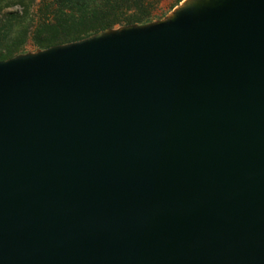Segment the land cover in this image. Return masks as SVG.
Returning a JSON list of instances; mask_svg holds the SVG:
<instances>
[{"label":"water","instance_id":"obj_1","mask_svg":"<svg viewBox=\"0 0 264 264\" xmlns=\"http://www.w3.org/2000/svg\"><path fill=\"white\" fill-rule=\"evenodd\" d=\"M126 27L0 61V264H264V0Z\"/></svg>","mask_w":264,"mask_h":264},{"label":"trees","instance_id":"obj_2","mask_svg":"<svg viewBox=\"0 0 264 264\" xmlns=\"http://www.w3.org/2000/svg\"><path fill=\"white\" fill-rule=\"evenodd\" d=\"M182 0H0V61L160 20ZM168 2L167 9L163 3Z\"/></svg>","mask_w":264,"mask_h":264},{"label":"rangeland","instance_id":"obj_3","mask_svg":"<svg viewBox=\"0 0 264 264\" xmlns=\"http://www.w3.org/2000/svg\"><path fill=\"white\" fill-rule=\"evenodd\" d=\"M211 2H216L218 0H210ZM201 2H204V0H182L178 5H176L172 10H167L166 14L157 21H153L151 23L145 24V25H132V28H146V27H151V26H155V25H160L166 22H169L173 17L174 14H176L177 12L181 11L182 9L185 8H192V7H199L201 5ZM206 2V1H205ZM166 7H168V2H164L163 3V9H167ZM129 27H124V26H114L112 28L103 30L99 33H97L94 36H91L89 38H93V37H98V36H105V35H113V34H119L120 32L124 31L125 29H127ZM73 44V43H72ZM71 44H67V45H63V46H68ZM62 46V47H63ZM26 50L27 52H25L24 54L18 55L17 57H30V56H35L38 55L39 53L43 52V50L41 49H37V48H32L29 46H26Z\"/></svg>","mask_w":264,"mask_h":264}]
</instances>
